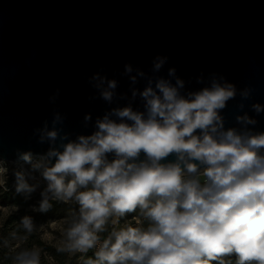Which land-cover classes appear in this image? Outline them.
Returning a JSON list of instances; mask_svg holds the SVG:
<instances>
[{"label": "clouds", "instance_id": "clouds-1", "mask_svg": "<svg viewBox=\"0 0 264 264\" xmlns=\"http://www.w3.org/2000/svg\"><path fill=\"white\" fill-rule=\"evenodd\" d=\"M168 59L156 54L151 75L125 63L130 95L117 91L116 78L94 72L89 99L98 94L115 106L94 121L85 113L92 130L74 136L54 110L33 133L46 150H16L15 190L29 199L41 189L33 206L41 213L54 202L76 206L57 251L95 250L85 264H264V131L256 128L264 103L250 105L256 115L243 111L252 87L238 90L215 72L207 82L201 73L203 86L188 90L175 67L157 75ZM237 94L241 112L226 127L222 113ZM59 95L57 88L49 102ZM133 213L135 225L118 227ZM20 226L24 240L36 230L30 215ZM17 248L12 264H42L39 247Z\"/></svg>", "mask_w": 264, "mask_h": 264}, {"label": "water", "instance_id": "water-1", "mask_svg": "<svg viewBox=\"0 0 264 264\" xmlns=\"http://www.w3.org/2000/svg\"><path fill=\"white\" fill-rule=\"evenodd\" d=\"M158 53L169 59L157 75L175 67L188 90L203 86L201 73L205 82L215 72L238 90L250 85L243 111L256 115L250 105L264 103V0H0V159L45 151L33 133L54 110L73 136L90 132L85 113L94 121L115 105L89 99L96 90L88 78L101 71L130 95L125 63L151 75ZM239 102L237 94L223 111L226 127L235 125ZM256 118L264 131V113Z\"/></svg>", "mask_w": 264, "mask_h": 264}, {"label": "rangeland", "instance_id": "rangeland-1", "mask_svg": "<svg viewBox=\"0 0 264 264\" xmlns=\"http://www.w3.org/2000/svg\"><path fill=\"white\" fill-rule=\"evenodd\" d=\"M13 162H0V181H2L0 183V250L6 249L8 252H15L18 250L17 245L21 247L36 246L42 250V264H68L71 254L64 253L63 255L60 252L53 254L46 247L50 246L57 252V247L62 238V229L65 227V220L75 209L69 206L60 211L57 209L56 204V208L52 209V213L45 215L42 222L36 220L35 215L41 214V212L34 211L33 206L38 205V201L41 198V189H37L36 192L32 193L29 199H26L24 194L17 193L14 176L16 167ZM3 191L16 193L18 198L23 200L24 203L16 204L11 198H3L1 195ZM24 215L32 216L36 224V230L31 235H28L26 240L22 239L26 233L20 226V220ZM136 218V213L129 214V216L121 220L118 227H123L126 224L135 225ZM13 233L16 234L15 239L13 238ZM4 241H7V246L4 245ZM3 261L4 257L1 253L0 262ZM77 261L78 258L74 259L73 263L75 264Z\"/></svg>", "mask_w": 264, "mask_h": 264}, {"label": "trees", "instance_id": "trees-1", "mask_svg": "<svg viewBox=\"0 0 264 264\" xmlns=\"http://www.w3.org/2000/svg\"><path fill=\"white\" fill-rule=\"evenodd\" d=\"M1 191V190H0ZM3 196V198L5 199H12L14 203L16 204H22L24 203L23 200L19 199L16 193H13L11 191L8 192H2L1 194ZM57 204V209L62 211L63 209L72 206L74 209H76V206L74 204H64V203H53V207L51 208V210H49V212L46 213H41V214H37L35 215V219L38 220L39 222H42L45 218V215H47L48 213H52V209L56 208L55 205ZM104 235H107V232L104 233ZM47 250H50L53 254H58V251L56 252L55 250H53L50 246L46 247ZM4 251V252H2ZM3 254L4 257V261L0 262V264H12V260H11V256L14 254V252H8L6 249L0 250V254ZM61 253V252H60ZM64 255V253H61ZM78 258V254H71L70 259H69V263L68 264H74L73 261L74 259ZM94 258V252L88 253L86 254V256L82 259V261L80 263H75V264H85V262L88 259ZM234 259V258H233Z\"/></svg>", "mask_w": 264, "mask_h": 264}, {"label": "built area", "instance_id": "built-area-1", "mask_svg": "<svg viewBox=\"0 0 264 264\" xmlns=\"http://www.w3.org/2000/svg\"><path fill=\"white\" fill-rule=\"evenodd\" d=\"M0 162H3V160H1L0 159ZM16 167V166H15ZM135 218V217H134ZM111 224L109 225V231L111 230ZM101 236H102V238L103 237H105V235H104V233L103 234H101ZM95 250H89V252L88 253H91V252H94ZM87 253V254H88ZM76 254H78V261H77V263H80L81 261H82V259L86 256V254H81V253H76Z\"/></svg>", "mask_w": 264, "mask_h": 264}, {"label": "bare ground", "instance_id": "bare-ground-1", "mask_svg": "<svg viewBox=\"0 0 264 264\" xmlns=\"http://www.w3.org/2000/svg\"><path fill=\"white\" fill-rule=\"evenodd\" d=\"M15 161V160H14Z\"/></svg>", "mask_w": 264, "mask_h": 264}]
</instances>
